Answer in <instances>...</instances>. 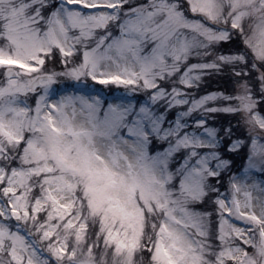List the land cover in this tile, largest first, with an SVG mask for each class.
Returning a JSON list of instances; mask_svg holds the SVG:
<instances>
[{"label":"snow or ice","instance_id":"obj_1","mask_svg":"<svg viewBox=\"0 0 264 264\" xmlns=\"http://www.w3.org/2000/svg\"><path fill=\"white\" fill-rule=\"evenodd\" d=\"M262 139L264 0H0V264H264Z\"/></svg>","mask_w":264,"mask_h":264},{"label":"rangeland","instance_id":"obj_2","mask_svg":"<svg viewBox=\"0 0 264 264\" xmlns=\"http://www.w3.org/2000/svg\"><path fill=\"white\" fill-rule=\"evenodd\" d=\"M205 80L207 82L203 83L199 89L193 90L196 93L197 98H199V96H203V95L211 93V92H224L231 87L230 82L223 75L205 77ZM222 80L225 81L226 84L224 82H220ZM219 82H220V84H219ZM98 88H103L105 90V92L108 91V88L105 85H98ZM220 90H222V91H220ZM113 93H117V91H114ZM101 115H102V113H101ZM172 118L173 119L175 118V113H173ZM214 118L217 119L219 123L215 122ZM214 118H212V117L209 118V124L212 126H216V127H219L220 124H224V125L228 124V122L223 121L221 118H224L227 120L230 119L226 114H223V113L214 114ZM232 123H233V125H235L234 120L232 121ZM260 143H264V139H262L260 141ZM245 152H247V148L245 149ZM242 171H243V169H241V172ZM251 175L254 177V179L257 182L264 181V173H260L258 171L253 170ZM225 185H227V180H225ZM221 191L223 192V191H225V189L222 188ZM253 194L255 195L256 193H253Z\"/></svg>","mask_w":264,"mask_h":264},{"label":"trees","instance_id":"obj_3","mask_svg":"<svg viewBox=\"0 0 264 264\" xmlns=\"http://www.w3.org/2000/svg\"><path fill=\"white\" fill-rule=\"evenodd\" d=\"M223 81V80H222ZM211 83V82H210ZM223 121H225V122H228L229 120H227V119H224V118H221ZM214 121L215 122H217L215 119H214ZM226 126H227V124H225Z\"/></svg>","mask_w":264,"mask_h":264}]
</instances>
